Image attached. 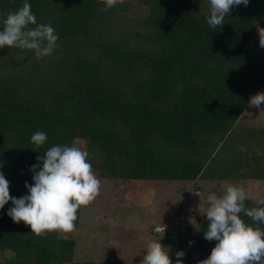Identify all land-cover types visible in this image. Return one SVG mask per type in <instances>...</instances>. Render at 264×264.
<instances>
[{
	"label": "trees",
	"instance_id": "trees-1",
	"mask_svg": "<svg viewBox=\"0 0 264 264\" xmlns=\"http://www.w3.org/2000/svg\"><path fill=\"white\" fill-rule=\"evenodd\" d=\"M28 2L37 24L50 23L59 39L42 59L32 50L0 48V172L10 196L28 194L30 166L42 167L37 156L75 139L85 143L101 178L125 185L227 180L244 167L251 171L242 176L264 179V155L250 142L264 145V127L243 126L227 161L211 167L213 150L264 86L257 30L264 27V0L232 7L216 29L206 22L209 0H125L109 10L102 0ZM23 3L0 0V22ZM36 131L47 134L40 148L30 143ZM255 201L246 198L245 206ZM10 207L11 200L0 209V252L6 254L0 264H94L74 260L73 238L37 237L23 221L14 223ZM208 224L199 222L196 235L187 226L165 228L175 235L172 264L178 250L183 264L208 257L216 243L204 238Z\"/></svg>",
	"mask_w": 264,
	"mask_h": 264
},
{
	"label": "clouds",
	"instance_id": "clouds-1",
	"mask_svg": "<svg viewBox=\"0 0 264 264\" xmlns=\"http://www.w3.org/2000/svg\"><path fill=\"white\" fill-rule=\"evenodd\" d=\"M102 3L104 9L109 10L124 4L125 0H102ZM248 3L249 0H209L207 25L211 29L220 27L232 7L247 6ZM0 25H3L0 48L8 46L32 50L37 59H42L58 47L56 30L50 23L37 24L28 0H24L22 7L9 12ZM257 30L259 46L264 48V27L257 25ZM248 104L259 109L264 104V91L250 96ZM46 141L47 134L43 131L34 132L30 138V143L36 148ZM88 157L87 150L76 146L57 144L48 148L42 156L36 157L42 165L40 170L36 171L37 164L30 166L34 183L30 186L25 182L28 194L19 198L10 196L9 181L0 172V209L11 200L13 207L6 214L14 223L23 221L30 226L37 237L51 232H73L77 210L93 202L100 192L101 181L92 171ZM246 198L242 187L227 182L223 185L222 195L208 196L204 214L209 224L204 238L216 243L208 257L197 264H264V229L259 227L264 225V198L255 201L256 206L252 208L245 206ZM241 213L251 218L256 226L246 223ZM161 233L160 237L164 227ZM175 255L178 258L175 264H183L180 258L185 253L178 250ZM142 264H172L168 248L159 239L148 241Z\"/></svg>",
	"mask_w": 264,
	"mask_h": 264
},
{
	"label": "rangeland",
	"instance_id": "rangeland-1",
	"mask_svg": "<svg viewBox=\"0 0 264 264\" xmlns=\"http://www.w3.org/2000/svg\"><path fill=\"white\" fill-rule=\"evenodd\" d=\"M260 49L264 50L262 47ZM262 91L264 86L259 92ZM261 109H264V104L259 109L250 106L246 108L238 125L213 150L212 168L226 162L229 154L238 145L237 140L242 141L243 126L264 127V110ZM250 142L258 155H264V145H258L256 140ZM73 146L85 149V143L80 139H75ZM247 149L245 148L246 156H249ZM229 167L232 174L236 175L237 168L232 165ZM247 170L251 171L244 167L239 170L238 177L227 180L216 178L189 183L133 180L134 182L125 185L119 180L103 179L92 169L101 181L99 195L89 205L82 206L75 230L67 234L58 232V236L75 240L76 261H93L94 264L113 261L116 264H142L146 243L158 239L168 248L170 257L175 235L164 231L160 237L161 229L187 226L189 233L196 235L199 222L209 223L204 214V209L208 206V196L222 195L226 182L242 187L247 198H264V179L242 176L241 173ZM5 256L4 252H0V261Z\"/></svg>",
	"mask_w": 264,
	"mask_h": 264
}]
</instances>
